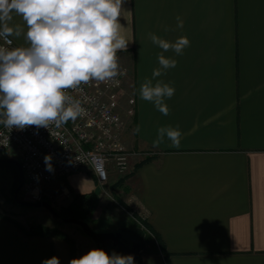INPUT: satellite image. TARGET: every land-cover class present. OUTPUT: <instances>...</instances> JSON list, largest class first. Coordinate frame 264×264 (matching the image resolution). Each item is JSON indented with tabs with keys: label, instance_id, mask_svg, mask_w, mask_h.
Listing matches in <instances>:
<instances>
[{
	"label": "crops",
	"instance_id": "0c3cea01",
	"mask_svg": "<svg viewBox=\"0 0 264 264\" xmlns=\"http://www.w3.org/2000/svg\"><path fill=\"white\" fill-rule=\"evenodd\" d=\"M123 9L130 43L118 52L119 64L127 71L123 91L134 99L133 115L124 100L122 107L121 142L134 153L124 202L168 253L144 254L139 264H264V0H124ZM10 24L24 22L14 15ZM150 33L190 41L182 55L164 53L177 61L157 78L175 89L167 116L139 95L162 51ZM11 38L15 47L27 46L23 34ZM162 126L179 127V148L168 140L153 147ZM65 181L77 194L96 187L83 172ZM54 256L69 264L67 242L25 234L0 216V264H43Z\"/></svg>",
	"mask_w": 264,
	"mask_h": 264
},
{
	"label": "clouds",
	"instance_id": "9594fccd",
	"mask_svg": "<svg viewBox=\"0 0 264 264\" xmlns=\"http://www.w3.org/2000/svg\"><path fill=\"white\" fill-rule=\"evenodd\" d=\"M123 3L124 0H0V39L7 41L23 34L27 44L11 49L0 46V124L9 129L60 127L85 115L81 100L69 90L82 91L81 86L92 81L110 82L126 74L117 55L127 51L130 43L120 23ZM14 15L22 18L23 26L10 24ZM176 21V28L183 29V19L177 16ZM149 38L162 51L157 56L159 67L153 69L151 78H144L139 95L167 116L165 101L175 89L157 78L175 68L177 61L164 53L171 50L182 55L190 41L181 36L173 42L154 33ZM134 132H140L139 125ZM181 136L178 126H162L153 147L168 140L170 147L179 148ZM45 164L51 171L50 157H45ZM43 264L60 261L54 256ZM69 264H134V257L92 249Z\"/></svg>",
	"mask_w": 264,
	"mask_h": 264
},
{
	"label": "built area",
	"instance_id": "2783aa9c",
	"mask_svg": "<svg viewBox=\"0 0 264 264\" xmlns=\"http://www.w3.org/2000/svg\"><path fill=\"white\" fill-rule=\"evenodd\" d=\"M0 46L15 48L11 37L0 39ZM125 76L110 82L92 81L82 85V91L69 90L81 100L86 114L60 127L9 129L0 124V158L18 154L24 177L21 189L27 199L55 202L68 194L66 186L60 185L58 193L47 192V187L75 172L89 174L100 186L108 182L111 172L118 176L129 172L130 153L120 136L123 103L125 112L132 114L134 99L123 91ZM46 156L50 157L51 171L47 170Z\"/></svg>",
	"mask_w": 264,
	"mask_h": 264
},
{
	"label": "rangeland",
	"instance_id": "374dc122",
	"mask_svg": "<svg viewBox=\"0 0 264 264\" xmlns=\"http://www.w3.org/2000/svg\"><path fill=\"white\" fill-rule=\"evenodd\" d=\"M133 111H134V105H133ZM133 113L132 114L126 113V115L131 116L133 115ZM123 124H124V120H123ZM123 124L121 127V136H120L121 140H122V128L124 126ZM124 149L130 153L129 172L123 176H118L111 172L109 175L108 182L103 186L98 185L95 181L96 187L94 190L97 191L98 196L96 200V206L93 209V212L90 216V227L94 228L96 231L99 232H105V231L120 232L119 229L122 226L129 225L130 220L132 219V209L131 208L130 210L124 209V207H122L121 203L119 202L121 201L126 205V203L124 202L125 200L124 192H126V186L124 181L127 175H129L131 171V159L134 155L133 152L129 151L125 147ZM141 157L146 158L147 155L146 154L141 155ZM11 158L19 160L18 154L16 153L12 154ZM121 178L123 179V184H122L123 187L121 186L117 188H112L111 185ZM17 185H18V180L17 181L15 180L14 172L12 168L8 166L0 165V216L1 217L6 218L9 221L16 222L18 225H20L26 230L29 229L30 226L32 225L40 224L49 227L51 228V230H55L58 233L66 235L68 238L73 240L74 249H75L74 258H79L84 254H86L88 251L92 249H97L96 244L92 241L91 238L87 237L82 232L81 228L78 225L74 223L64 222L62 220L63 218L61 219L59 217L53 216L49 211H47L44 208L26 207L15 203V201L13 200V193ZM60 185L66 186L68 190V194L59 198L55 202H52L50 200H45L51 204V206L57 211V213L58 211L61 210V208L67 206L72 199V191L67 186L65 179L62 182L59 181V184L58 181H55L54 183L50 184L47 187V192L58 193L59 192L58 187ZM122 190L123 192H121ZM18 197L24 201H31L24 196V192L22 191V189L19 191ZM55 237L62 239L59 236H55Z\"/></svg>",
	"mask_w": 264,
	"mask_h": 264
},
{
	"label": "trees",
	"instance_id": "16d2710c",
	"mask_svg": "<svg viewBox=\"0 0 264 264\" xmlns=\"http://www.w3.org/2000/svg\"><path fill=\"white\" fill-rule=\"evenodd\" d=\"M148 158H145L144 160H147ZM143 160V161H144ZM4 166H8L12 168L14 172V178L17 181L18 180V170L14 165L10 164H0ZM123 179H119L118 181L114 182L111 187L117 188V187H123ZM98 193L96 190L89 192V193H72V199L70 203L61 208L60 211H58L59 218H76L83 220L87 222L90 225V216L93 212V209L96 206V200H97ZM121 203V206L124 207L126 210H130V208L119 201ZM14 225L19 227L25 234L31 235H43V236H59L63 240L67 242L70 248V255L71 258H74V244L73 240L68 238L66 235L58 233L55 230H51V228L46 227L44 225H32L29 229H24L20 225H18L16 222L11 221ZM94 229V228H92ZM95 230V229H94ZM96 231V230H95ZM119 231L123 234L124 237L127 238L126 244L129 245V240L131 238L137 239L140 245V255L138 258V264L141 260L142 254H152V253H159L162 254L165 259H168V253L166 252L162 239L159 236V234L152 228V226L146 221V219L141 218L137 213L132 212V219L130 220L129 225L122 226ZM104 251H106L109 255H112L113 253L119 254V255H125L123 251H118L117 247L110 246L107 247ZM126 256V255H125Z\"/></svg>",
	"mask_w": 264,
	"mask_h": 264
},
{
	"label": "water",
	"instance_id": "95a60500",
	"mask_svg": "<svg viewBox=\"0 0 264 264\" xmlns=\"http://www.w3.org/2000/svg\"><path fill=\"white\" fill-rule=\"evenodd\" d=\"M0 164H10L14 165L18 170V185L14 190L13 193V200L15 203L26 206V207H36V208H44L47 211H49L53 216L59 217L57 211L51 206L50 203H48L45 200L41 201H24L21 200L18 195L19 191L21 190L24 182L23 177V171L21 164L18 160L11 158V157H5L0 158ZM64 222L74 223L78 225L82 232L89 238L92 239V241L96 244L97 249H103L105 250L107 247L114 246L117 247L118 251H123L125 255H132L134 257V264H138V258L140 255V245L137 239L131 238L129 240L130 244L127 245L126 241L127 238L123 236L121 232L118 231H105V232H99L95 231L90 227V225L80 219L76 218H63Z\"/></svg>",
	"mask_w": 264,
	"mask_h": 264
}]
</instances>
